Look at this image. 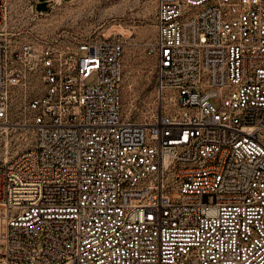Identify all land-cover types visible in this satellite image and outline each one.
I'll list each match as a JSON object with an SVG mask.
<instances>
[{
  "label": "built area",
  "instance_id": "1",
  "mask_svg": "<svg viewBox=\"0 0 264 264\" xmlns=\"http://www.w3.org/2000/svg\"><path fill=\"white\" fill-rule=\"evenodd\" d=\"M10 12L0 122L34 139L0 160V264H264V0H156L141 122L122 33L39 36Z\"/></svg>",
  "mask_w": 264,
  "mask_h": 264
},
{
  "label": "rangeland",
  "instance_id": "2",
  "mask_svg": "<svg viewBox=\"0 0 264 264\" xmlns=\"http://www.w3.org/2000/svg\"><path fill=\"white\" fill-rule=\"evenodd\" d=\"M8 26L32 29L39 36L78 40L120 32L126 38L122 95L125 114L137 122L157 113L156 60L147 44L155 36L156 0H8ZM44 5L38 6L45 2ZM14 111L19 110L14 104ZM0 128V160L29 147L34 132L28 123L10 116Z\"/></svg>",
  "mask_w": 264,
  "mask_h": 264
},
{
  "label": "bare ground",
  "instance_id": "3",
  "mask_svg": "<svg viewBox=\"0 0 264 264\" xmlns=\"http://www.w3.org/2000/svg\"><path fill=\"white\" fill-rule=\"evenodd\" d=\"M1 123H3V124H9V123L6 122V121L1 122ZM0 128H1V129H8V128H10V126H9V125H0Z\"/></svg>",
  "mask_w": 264,
  "mask_h": 264
},
{
  "label": "water",
  "instance_id": "4",
  "mask_svg": "<svg viewBox=\"0 0 264 264\" xmlns=\"http://www.w3.org/2000/svg\"><path fill=\"white\" fill-rule=\"evenodd\" d=\"M45 3H46V1H45V2H43V3H40V4H43V5H44ZM40 4H39L38 6H40Z\"/></svg>",
  "mask_w": 264,
  "mask_h": 264
},
{
  "label": "trees",
  "instance_id": "5",
  "mask_svg": "<svg viewBox=\"0 0 264 264\" xmlns=\"http://www.w3.org/2000/svg\"><path fill=\"white\" fill-rule=\"evenodd\" d=\"M43 5V4H40V6Z\"/></svg>",
  "mask_w": 264,
  "mask_h": 264
}]
</instances>
